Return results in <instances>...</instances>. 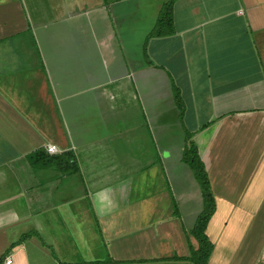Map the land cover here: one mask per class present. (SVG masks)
Wrapping results in <instances>:
<instances>
[{
    "label": "crops",
    "instance_id": "0c3cea01",
    "mask_svg": "<svg viewBox=\"0 0 264 264\" xmlns=\"http://www.w3.org/2000/svg\"><path fill=\"white\" fill-rule=\"evenodd\" d=\"M191 146L264 264V0H0V264H195Z\"/></svg>",
    "mask_w": 264,
    "mask_h": 264
},
{
    "label": "trees",
    "instance_id": "16d2710c",
    "mask_svg": "<svg viewBox=\"0 0 264 264\" xmlns=\"http://www.w3.org/2000/svg\"><path fill=\"white\" fill-rule=\"evenodd\" d=\"M170 8L168 7L164 13V19H162L160 26H166L167 24H171V14ZM158 35V34H157ZM184 161L190 166V168L196 174L197 179L199 180L202 190L203 197L206 205V209L204 213L199 217L195 228L192 231V234L196 237V239L200 243V249L198 251L193 252L192 261L195 264H207L208 258L212 253L213 246L209 242L206 236V229L208 222L212 218L216 210V203L214 197L210 190V184L207 178V175L204 170V166L202 161L200 160L196 149L191 146L186 150L184 155Z\"/></svg>",
    "mask_w": 264,
    "mask_h": 264
},
{
    "label": "built area",
    "instance_id": "2783aa9c",
    "mask_svg": "<svg viewBox=\"0 0 264 264\" xmlns=\"http://www.w3.org/2000/svg\"><path fill=\"white\" fill-rule=\"evenodd\" d=\"M45 152L48 156H55L58 153V148L55 145L49 144L45 148ZM11 260H7V264H11Z\"/></svg>",
    "mask_w": 264,
    "mask_h": 264
}]
</instances>
